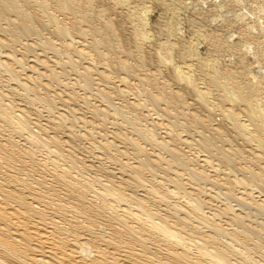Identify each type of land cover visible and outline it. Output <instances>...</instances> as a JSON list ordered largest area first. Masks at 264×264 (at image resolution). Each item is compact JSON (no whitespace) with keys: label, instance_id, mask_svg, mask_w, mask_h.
<instances>
[{"label":"bare ground","instance_id":"obj_1","mask_svg":"<svg viewBox=\"0 0 264 264\" xmlns=\"http://www.w3.org/2000/svg\"><path fill=\"white\" fill-rule=\"evenodd\" d=\"M185 1L0 0V264H264V19Z\"/></svg>","mask_w":264,"mask_h":264},{"label":"rangeland","instance_id":"obj_2","mask_svg":"<svg viewBox=\"0 0 264 264\" xmlns=\"http://www.w3.org/2000/svg\"><path fill=\"white\" fill-rule=\"evenodd\" d=\"M191 1H192V0H191ZM191 1H190V0L188 1V0H187V1H185V2H187V4H188V5H187V6L189 7L188 9H189L190 11H191V9H192V11H194V12H192V11L190 12V14H191L192 16L189 14V10H188V9H187V10H186V9H184V10L182 9V10L179 11V13H178V14H179V17H178V18L180 19V20H179L180 24H179L178 27L180 28V31H181V33H182L181 35H185L186 38L191 37V36L194 37L193 35H195V33H193V35H191V34H192V32H194L193 30H195V29L198 28V27H195V26L198 25V24L196 23V25H194V26H193V25L189 26V23H188V22L185 23L184 20H185L186 18H187L186 20H188L190 16H191L190 19H191V18L193 19L195 16H196V17H199V16H197V14L195 13V11H196L198 8H202V7H203L202 9L205 10L206 8L209 7L208 4L213 3V1H215L214 3H217V2L219 3L220 0H219V1H218V0H213V1H212V0H209V1H208V0H204L205 2L202 0V1H200V2H201L200 4H199V1H198V3H197V1H194V0H193L192 2H194V4H193ZM211 1H212V2H211ZM240 1H241V3H240V4L238 3V4H239L238 7L242 4L241 7H240V8L235 7L234 9L237 8V11H238V9H239L240 14H245V15L247 14V18H246V16H244V18H242L243 21H245V22H246V21H247V22H248V21H253L254 18H255L254 21H255V20H258V19H264V17H263V14H264V8H262V9H263L262 12H261V11H257V10H253V9H251L252 6H254L253 4H251V2L254 1V0H251V1H250V0H244V1H243V0H239L238 2H240ZM242 1L244 2V4H243ZM258 1H260V0H258ZM262 1H264V0H262ZM245 2H246V3H245ZM247 2H248L249 5H250L249 7L247 6V5H248ZM179 3H180V5H181V2H179ZM204 3H205V4H204ZM197 4H198V5H197ZM190 5H191V6H190ZM196 5H197V6H196ZM201 6H202V7H201ZM206 6H207V7H206ZM243 6H244V7H243ZM245 6H246V7H245ZM192 7H193V8H192ZM204 7H205V8H204ZM247 7H248V8H247ZM249 8H250V9H249ZM194 9H195V10H194ZM244 10L246 11V13H245ZM252 10H253V11H252ZM185 11H186V12H185ZM226 11H227V10H225L224 13H222L223 11L221 12L223 16L221 15V13H219V14L216 13L217 16H216V15L212 16V17H214V18L216 17V18L213 20V22H212V26H211V27H213V28L216 27V26H215L216 22H217L218 25H222L223 22H224V24H226V22L230 21V19H231V21H233V19H234V18H233V14H234V13H232V12L230 13L229 10H228L227 12H226ZM255 11H257V12H255ZM241 12H243V13H241ZM251 12H252V13H251ZM254 12H255V13H254ZM192 13H194L195 16H194V14H192ZM259 13H260V14H259ZM262 13H263V14H262ZM187 14H188V16H185V15H187ZM224 14H225L226 16H224ZM228 14H229V16H228ZM218 15H219V16H218ZM250 16H251V17H250ZM252 16H254V17H252ZM147 17H150V18H151V13H150V12H148ZM249 17H250V18H249ZM251 18H253V19H251ZM190 19H189V20H190ZM223 19H224V20H223ZM227 19H229V20H227ZM244 19H245V20H244ZM222 20H223V21H222ZM225 20H227V21H225ZM195 21L199 22V19H196ZM218 21H219L220 24L218 23ZM220 21H221V22H220ZM202 23H203V22H202ZM186 24H187L188 26H187ZM194 24H195V23H194ZM217 24H216V25H217ZM198 26H199V25H198ZM188 27H189V28H188ZM190 27H191V28L193 27V28L190 29ZM205 27H207V26H205ZM194 28H195V29H194ZM208 28H209V26H208ZM208 28H205V30H206L208 33L212 34L211 32H214L213 34H215V29H208ZM232 29H233V28H232ZM190 30H191V31H190ZM216 30H217V29H216ZM231 31H232L233 33H232ZM190 33H191V34H190ZM228 33H229L230 35H232V36H235V37H231V39H233V40H234V39H236V40L238 39V37H237V36H238L237 31L234 32V30H230V31H228ZM234 34H235V35H234ZM236 34H237V36H236ZM192 37H191V38H192ZM236 37H237V38H236ZM186 38H184V39H186ZM236 40H235V41H236ZM211 48H212V47H210V45H206L205 43L199 41V42L196 44L195 51L199 54V56H201L202 58H205V57H207V55L210 54V53L213 54V55H216V54L218 53V52H215L214 50H212ZM253 49L255 50V48H253ZM253 49H251L250 52H253V51H254ZM255 51H256V50H255ZM220 59H221V58H220ZM224 59H225V61L222 62L223 64H224V63H227V62H226V61H227V57H224ZM222 60H223V59H222ZM218 61H219V62H218ZM218 61H217L218 63H221L219 59H218ZM256 70H257V69H256ZM259 72H260V71H259ZM257 73H258V72H257ZM5 75H6V74H5L4 72L0 71V80H1V81H0V82H1L0 85H1L2 87H3V85H6V82H4L5 84L3 83V80L6 79V76H5ZM3 76H4V77H3ZM71 77H72V76H71ZM4 81H5V80H4ZM11 83H12V82H10V84H11ZM2 84H3V85H2ZM11 85L14 86L13 84H11ZM3 88H6V87H3ZM18 91L20 92L21 90L18 89ZM80 91H81V90H79V92H80ZM11 96H13V95H11ZM13 97L15 98V101H16V100L18 101V99L16 98L17 96L14 95ZM115 101L118 102L117 99H115ZM92 102H95L96 104L99 103L96 99H93ZM38 105H40V104H37L36 106H38ZM57 105L59 106V104H57ZM37 108H40V109H41L40 106H38ZM44 112H45V113H44ZM46 114H47V112L44 111V110H42V111H41L40 118H41V119L44 118V116H45ZM107 126L111 128V126H110L109 124H108ZM110 128H109V129H110ZM16 138H17V137H16ZM84 141H85V142H84ZM20 142H22V141L20 140ZM87 142H88L87 140H83V141H81V143H83L84 145L87 144V147H88L89 144H88ZM83 144H81V145H83ZM84 145H83V146H84ZM85 147H86V146H85ZM90 148H91V147H90ZM91 149H92V148H91ZM86 150H88V148H86ZM42 154H43V155H42ZM44 155H45V153H44V151H43V153H41V156H44ZM214 162H216V161H214ZM105 165H107L108 168H112V167H114L113 164H112V166H111V163H105ZM45 176H46V178L49 179V175H48L47 173L45 174ZM220 200H221V199H220ZM216 202H217V203H216ZM216 202L214 201V203H216V204L219 203V204H220V201H217V200H216ZM219 204H218V205H219ZM232 204H233V203H232ZM205 210H208V209H205Z\"/></svg>","mask_w":264,"mask_h":264}]
</instances>
